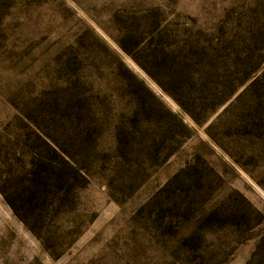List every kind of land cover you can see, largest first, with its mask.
<instances>
[{
    "label": "rangeland",
    "instance_id": "rangeland-1",
    "mask_svg": "<svg viewBox=\"0 0 264 264\" xmlns=\"http://www.w3.org/2000/svg\"><path fill=\"white\" fill-rule=\"evenodd\" d=\"M0 264H264V0H0Z\"/></svg>",
    "mask_w": 264,
    "mask_h": 264
}]
</instances>
